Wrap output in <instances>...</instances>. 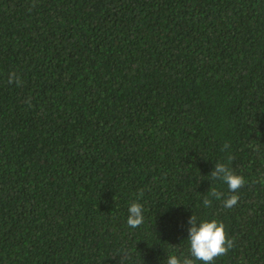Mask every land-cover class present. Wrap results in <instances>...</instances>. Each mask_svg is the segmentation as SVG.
Instances as JSON below:
<instances>
[{"label":"trees","instance_id":"1","mask_svg":"<svg viewBox=\"0 0 264 264\" xmlns=\"http://www.w3.org/2000/svg\"><path fill=\"white\" fill-rule=\"evenodd\" d=\"M192 215L264 264V0H0V264H165Z\"/></svg>","mask_w":264,"mask_h":264},{"label":"clouds","instance_id":"2","mask_svg":"<svg viewBox=\"0 0 264 264\" xmlns=\"http://www.w3.org/2000/svg\"><path fill=\"white\" fill-rule=\"evenodd\" d=\"M21 83L20 77L15 72H10L8 75V83ZM228 145L225 144L224 148ZM233 157H229V160ZM213 180H221L224 182L230 192V195L223 200L225 208L234 207L238 201L239 196L236 194L245 186V179L243 176L234 172L225 163H216L214 170L210 173ZM143 193L141 192L140 195ZM211 197L220 200L223 193L216 188H211L209 192ZM205 207H210L212 201L205 197L203 200ZM129 215L127 218V225L130 228H137L144 222V208L139 202H132L128 209ZM190 227L188 228V242H189V257L181 259L176 254H169L165 264H196L197 261L201 264H215V260L220 256L226 255L234 246V239L228 236L227 230L223 222L212 220H199L195 215H192L188 221Z\"/></svg>","mask_w":264,"mask_h":264}]
</instances>
